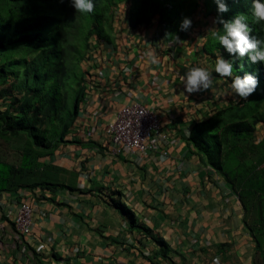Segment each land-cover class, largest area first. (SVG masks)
Masks as SVG:
<instances>
[{
	"label": "crops",
	"instance_id": "0c3cea01",
	"mask_svg": "<svg viewBox=\"0 0 264 264\" xmlns=\"http://www.w3.org/2000/svg\"><path fill=\"white\" fill-rule=\"evenodd\" d=\"M210 25L197 17L190 33L171 43L158 35L156 22L130 29L123 16L111 43L92 41L68 142L44 159L67 171L72 189L0 191V264H252L238 197L186 140L194 121L232 100L181 91L186 66L212 71L216 59L203 50ZM213 86L227 85L213 75ZM132 101L159 115L168 157L111 152L105 125ZM255 135H264V124ZM25 199L33 207L32 229L19 238L13 217ZM154 238L168 244L169 260L156 254Z\"/></svg>",
	"mask_w": 264,
	"mask_h": 264
},
{
	"label": "trees",
	"instance_id": "16d2710c",
	"mask_svg": "<svg viewBox=\"0 0 264 264\" xmlns=\"http://www.w3.org/2000/svg\"><path fill=\"white\" fill-rule=\"evenodd\" d=\"M121 3L130 29L156 22L158 35L166 40L173 39L183 16L193 20L200 9L210 27L216 16L211 0H94L88 15L74 13L66 0H0V141L7 142H0V191L72 189L67 171L44 159L68 142L85 94L83 62L90 40L113 41L114 7ZM228 3L226 19L246 15L253 34L264 38L249 11L250 0ZM183 34L178 33L180 38ZM208 34L203 50L216 59L221 49ZM241 63L243 72L258 75V91L194 121L186 140L191 153L204 159L238 197L254 245L251 262L264 264V135L255 137L257 126L264 124V68ZM243 72L233 67V76ZM130 226L149 233L142 224ZM154 241L156 254L169 260L168 244L162 238Z\"/></svg>",
	"mask_w": 264,
	"mask_h": 264
},
{
	"label": "clouds",
	"instance_id": "9594fccd",
	"mask_svg": "<svg viewBox=\"0 0 264 264\" xmlns=\"http://www.w3.org/2000/svg\"><path fill=\"white\" fill-rule=\"evenodd\" d=\"M60 2L65 3V0ZM211 2L215 5L216 16L212 20V27L206 30L211 32L221 53L216 58L211 72L206 67L186 66L187 70L180 76L181 91L186 96L210 92L215 101L231 96L232 102L239 104L247 101L260 88L261 81L258 75L243 72L241 62L251 65L259 64L264 68V38H258L253 34L246 15L233 14L231 18H225V14L231 11L228 0H211ZM232 2L235 3L236 0ZM66 3L74 10V13L83 15L91 14L95 6L94 0H66ZM250 5L249 11L254 22L260 26L261 32H264V0H250ZM192 27L193 20L183 16L171 43H180L181 38L178 33H190ZM168 34L166 32L165 37ZM152 62L157 61L153 58ZM234 66H239L243 74L233 76ZM213 72L217 79L226 81L225 88L218 89L213 86Z\"/></svg>",
	"mask_w": 264,
	"mask_h": 264
},
{
	"label": "built area",
	"instance_id": "2783aa9c",
	"mask_svg": "<svg viewBox=\"0 0 264 264\" xmlns=\"http://www.w3.org/2000/svg\"><path fill=\"white\" fill-rule=\"evenodd\" d=\"M123 6L124 3H121L114 8L113 30L121 22V17H125ZM92 41L98 42L97 39L91 38V48L94 47ZM105 134L109 139L110 150L114 154L124 151L145 155L149 151H158L161 157L169 156L168 137L159 115L140 102L132 101L119 107L112 119L106 123ZM259 138L257 137L256 141ZM32 221L33 207L31 202L25 199L19 203L13 217L16 236L20 238L31 234Z\"/></svg>",
	"mask_w": 264,
	"mask_h": 264
},
{
	"label": "rangeland",
	"instance_id": "374dc122",
	"mask_svg": "<svg viewBox=\"0 0 264 264\" xmlns=\"http://www.w3.org/2000/svg\"><path fill=\"white\" fill-rule=\"evenodd\" d=\"M202 17V15L200 14V9L194 14V16H193V19H197V17H200V16ZM202 18H205V17H202ZM204 33H208V31L205 29V32ZM209 34H207V36H208ZM89 53H88V56H87V59L89 58V55H90V52L92 51V48H89ZM84 63H85V61L83 62V65H84ZM1 145H5L7 142L4 140V139H2L1 141Z\"/></svg>",
	"mask_w": 264,
	"mask_h": 264
}]
</instances>
